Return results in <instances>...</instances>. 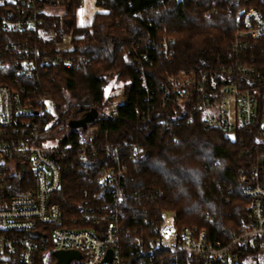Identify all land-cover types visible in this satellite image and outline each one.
<instances>
[{"label": "built area", "instance_id": "obj_1", "mask_svg": "<svg viewBox=\"0 0 264 264\" xmlns=\"http://www.w3.org/2000/svg\"><path fill=\"white\" fill-rule=\"evenodd\" d=\"M81 1L0 0V30L14 37L0 48L12 61L1 66L11 84L0 85V264H64L58 254L66 253L79 256L68 264H264L262 14L239 7L249 0H198L204 3L200 8L204 18L220 11L236 16L230 51L214 68L164 72L158 96L152 80L155 56L167 64L174 57L175 39L165 24L166 11L173 1L185 7L191 0H156L129 17L120 15L136 29L129 32L128 48L120 44L119 49L135 67L138 92L143 94V105L136 111L142 119L149 120L159 107L164 118L174 123L199 116L206 127L221 129L230 137L249 134L256 140L252 165L240 169L236 177L248 201L245 222L223 241L204 229L179 228L175 213L130 216L127 210L133 202L122 187L126 173L122 148L95 145L99 130L93 125L82 129L77 147L63 145L69 133L56 137L41 125L52 114L49 100L23 97L21 81L41 68L47 72L72 69L90 61L75 53L66 40L53 47L47 43L54 31L48 30L46 22L51 17L43 12L45 8L63 6L72 13ZM126 5L132 4L126 1ZM140 26L152 32L145 34L138 30ZM110 114L117 116V110ZM100 151L113 164L98 178L99 191L79 204L77 218L67 227L53 200L61 190L64 165L72 160L86 163ZM131 154L146 155L147 151L135 146Z\"/></svg>", "mask_w": 264, "mask_h": 264}, {"label": "trees", "instance_id": "obj_2", "mask_svg": "<svg viewBox=\"0 0 264 264\" xmlns=\"http://www.w3.org/2000/svg\"><path fill=\"white\" fill-rule=\"evenodd\" d=\"M126 1L132 5L129 7ZM155 1L99 0L97 5L105 12L96 15L87 28H76L73 15L47 18L48 30L54 31L48 45L53 47L65 41L64 35H70L65 42L90 61L72 69L47 72L41 68L30 79L21 81L23 97L49 100L52 114L43 118L41 125L50 131L58 129L57 135L62 132L61 127L68 130L63 145L74 148L82 128L73 129L69 124L80 120L84 113L94 112L87 125L99 130L95 145L122 148L126 164L122 187L133 202L127 210L130 216L140 217L144 212L147 215L175 213L179 228L197 227L206 230L212 238L228 241L245 222L248 201L236 177L240 169L247 170L252 165L255 156L252 146L256 140L249 134L230 137L221 129L206 127L199 116H194L190 122L179 119L174 123L164 118L166 115L160 113L159 107L149 120L138 115L136 109L140 110L143 105V94L138 92L131 57L119 49L120 44L128 48L129 32L134 33L136 29L127 18L120 19V15L129 17ZM239 7L254 8L264 17V0L241 2ZM200 8H204V3L198 0H191L185 7L173 1L166 11L165 24L173 30L175 39L174 57L167 64L155 56L152 80L157 96L165 79L164 72L214 68L230 51L236 16L228 17L220 11L204 18ZM138 30L145 34L152 32L142 26ZM13 39L0 30V48ZM261 45L264 50V41ZM5 62L12 63L0 52V85L9 86L11 80L1 70ZM259 66L264 71V57L260 58ZM110 74H115L116 81L122 84L121 98L126 101L115 108V117L109 111L114 98L105 95L108 86L105 78ZM86 99L91 100V110L70 112L72 100ZM135 146L143 147L147 154L133 156L131 149ZM245 151L249 153L245 155ZM112 164L102 151L86 163L76 160L65 163L61 190L53 200L59 205L67 227L77 218L79 204L99 191L98 178ZM140 199L143 201L139 204Z\"/></svg>", "mask_w": 264, "mask_h": 264}, {"label": "rangeland", "instance_id": "obj_3", "mask_svg": "<svg viewBox=\"0 0 264 264\" xmlns=\"http://www.w3.org/2000/svg\"><path fill=\"white\" fill-rule=\"evenodd\" d=\"M95 1L96 0H82L80 2L79 8L73 10L72 13H69L63 6H49L46 7L43 12L50 17H56L60 19L67 16L69 17V15H73L76 28H87L92 25L95 16L103 12ZM69 37L70 35H64V39L67 41ZM105 81L108 83L105 95L112 96L114 98V104L109 107V111H111L123 102L121 98L122 84L116 81L115 74L108 75L105 78ZM70 103V105H72L70 108L71 113H74L79 109L91 110L92 108V103L89 99L82 101L72 100ZM85 115L86 113H84V117ZM59 129L62 131L59 135H57L58 129L53 130L52 133L54 136L65 137V135L68 134V130L65 128L61 127ZM261 260L264 262V255L261 257Z\"/></svg>", "mask_w": 264, "mask_h": 264}, {"label": "water", "instance_id": "obj_4", "mask_svg": "<svg viewBox=\"0 0 264 264\" xmlns=\"http://www.w3.org/2000/svg\"><path fill=\"white\" fill-rule=\"evenodd\" d=\"M93 117H94L93 111L90 113H86L85 117L83 116L80 120L71 122L69 124V127L73 129H77V128L84 129ZM58 256L61 260L64 261V264H68L69 260H71L72 258H79L78 255L72 253L58 254Z\"/></svg>", "mask_w": 264, "mask_h": 264}, {"label": "flooded vegetation", "instance_id": "obj_5", "mask_svg": "<svg viewBox=\"0 0 264 264\" xmlns=\"http://www.w3.org/2000/svg\"><path fill=\"white\" fill-rule=\"evenodd\" d=\"M83 116H84V115H83ZM83 116H82V117H83ZM82 117H81V118H82Z\"/></svg>", "mask_w": 264, "mask_h": 264}]
</instances>
